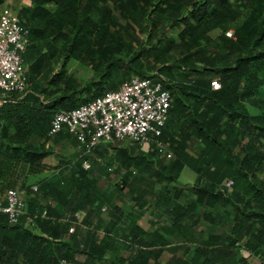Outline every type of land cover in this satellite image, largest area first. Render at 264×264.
Instances as JSON below:
<instances>
[{
	"label": "trees",
	"instance_id": "16d2710c",
	"mask_svg": "<svg viewBox=\"0 0 264 264\" xmlns=\"http://www.w3.org/2000/svg\"><path fill=\"white\" fill-rule=\"evenodd\" d=\"M18 13L29 31L23 53L29 90L22 100L0 106V199L11 188L24 190L29 213L47 207L49 217H36L32 226L26 215L11 223L0 214V264H109L108 253L118 254L123 240L131 253L110 264H162L172 237L203 241L204 231L195 223L204 218L212 226L219 203L232 208V241H243L264 257V0H31ZM53 58H59L60 68L45 73L41 87L37 77ZM71 58L87 62L96 75L79 82L67 73ZM154 72L164 75L171 92L169 116L157 138L169 145L172 156L159 158L155 144L144 152L137 144L110 151L115 143H102L91 156L81 157L85 146L68 130L48 136L55 112L117 89L115 83L107 90L102 86L116 73L127 80ZM215 80L221 83L218 89ZM67 139L82 153L34 189L31 176L51 168L45 159L54 153V144ZM131 148L137 153L131 154ZM86 158L90 168L83 166ZM104 158L116 163L115 171L127 169L123 183L136 191L133 199L141 211L150 202L133 183L130 168L146 170L138 179L151 186L161 184L153 206L165 202L169 220L147 231L135 217L122 226L127 222L123 208L90 175ZM186 169L196 175V198L183 205L177 200L184 190L166 185ZM116 191L122 194V186ZM43 198L56 205H41ZM107 204L117 222L104 219ZM68 212L72 218L83 214L84 235L78 229L70 232ZM100 228L105 230L101 236ZM175 264L191 261L177 258Z\"/></svg>",
	"mask_w": 264,
	"mask_h": 264
},
{
	"label": "built area",
	"instance_id": "2783aa9c",
	"mask_svg": "<svg viewBox=\"0 0 264 264\" xmlns=\"http://www.w3.org/2000/svg\"><path fill=\"white\" fill-rule=\"evenodd\" d=\"M227 34L232 36V30ZM28 44L29 31L22 25L18 11L0 8V106L22 100L29 90L28 65L23 59ZM165 80L159 72L146 77L132 75L117 89L74 109L55 112L48 136L54 138L68 130L85 146L81 157L91 156L102 143L121 141L148 151L153 139L161 135L172 104L171 92L164 87ZM212 84L215 89L221 87L217 80ZM83 166L90 168L91 161L86 158ZM232 183V180L227 182ZM0 214H5L11 223H18L26 215L27 225H34L38 216L49 217L47 207L41 213L30 214L22 193L14 188L0 199Z\"/></svg>",
	"mask_w": 264,
	"mask_h": 264
},
{
	"label": "rangeland",
	"instance_id": "374dc122",
	"mask_svg": "<svg viewBox=\"0 0 264 264\" xmlns=\"http://www.w3.org/2000/svg\"><path fill=\"white\" fill-rule=\"evenodd\" d=\"M25 1L26 2H24L22 6L31 4V0H25ZM15 2L16 0H9V2L6 3V5L9 8L16 10L17 5L13 4ZM50 61H51V64H48L47 62V64L43 66V69L40 72V75H38L37 77V81L40 83L41 87H43L47 81V79L45 78V73L49 72V76H50L60 68L61 61L59 60V58H53ZM67 73L69 75H72L75 79H77L79 82L83 84L90 81L96 75L93 68L87 62H82V61L76 60L75 58H71L69 60L67 64ZM112 80L114 82L113 81L112 82L111 81L102 82L103 88L107 90L110 88L109 85L113 83H115L118 88L121 85V83H123L125 78L122 75L116 73ZM252 111L259 112L257 108H253ZM72 144L73 143L69 141L68 139L63 140V142L60 144H57V145L54 144V153L49 155L45 160L46 163L49 166H51V168L46 169L42 173H38L34 176H31L30 183L33 185H36L38 184L40 180L51 178L54 174L57 173L58 175L59 172H62L63 170H65L66 168L65 161L68 159L74 160L77 158L79 154L82 153L81 149L75 148ZM128 144L129 142L127 141H121L120 143L116 142L115 144L111 146L110 151H112L115 146H119V145H122V146L127 145L128 147L133 146V149L138 146V145L135 146V145H131V144L128 145ZM153 144H155L156 147L158 148L157 156H159V158L166 159L169 155L172 156V152H171L172 150L170 149L169 145L160 139L158 140V138L153 139L148 151L152 150ZM195 147L196 146L192 148L191 150L192 152H195ZM133 149L131 148V150L129 149V151L131 152V154H136L137 152ZM143 151L148 152L147 150H143ZM115 165L116 163L111 164L107 158H104L102 161L100 160L98 162H95L94 167L90 170V175L94 178V180H96V182L98 183V187L102 189H106L107 192H110V194H113V197H114L113 202L116 203L119 207L123 208L124 210L123 213H124V216H126L125 219L127 220V222H125V220L121 221L122 226L125 225L126 223H129V221L133 217H135V220H136L135 224L145 229V231H147L148 229L151 230L152 228H157L163 225L166 221H168L170 216L168 215V213L163 212V209L166 207V203L161 202L160 207L158 208H155L153 206V203H156V198L154 194L158 193L159 190L163 189L162 185L158 184L155 187L151 186L148 181L138 179L140 178L141 175H143L144 177L147 175L146 170L139 171L137 167L130 168V170L132 171L134 175V177H132L131 179L136 178L134 179L133 183L136 182L135 184L137 188L147 192L146 198L150 202V206L146 205V207H144V209L141 211L139 208H137L136 204L134 203L133 196L137 195L136 191H131L129 189V186L123 183V176H125V172L127 169L125 167H122L120 171H115L114 169ZM156 167H157V164H156ZM60 169L62 170L60 171ZM229 180H232V179H228L226 181V185L231 187L233 183L232 185H228L227 182ZM195 181H196V175L192 173V171L186 169L183 172L182 176L179 177V179L176 182L169 183V185L167 184L166 186L172 190L183 189L184 193L180 194V198L177 201H179L183 205H186L188 202L196 198V192H194V188H193ZM117 186H122L123 195L120 194L118 191H116ZM163 186H165L164 183H163ZM137 191L139 190L137 189ZM21 193H22V196L25 202H27L26 198L28 197V194L24 190H22ZM50 199L52 198H49V199L43 198L42 200H40V204L46 205V206L47 205L55 206L56 201L52 199L51 200L52 202L50 203L49 202ZM106 206H107V210L103 211L104 219L106 220V222L108 220H113L117 222L119 219L117 220V218L112 216L111 214V212L113 211L112 206H110L109 204H107ZM216 210L218 214L225 213V214H228L229 216L232 215V212H231L232 208H230V205L225 207V205H222L219 203L216 206ZM130 211H132V213ZM157 212L162 213V214L157 215ZM138 213H140V215H138ZM66 216L72 218L70 212H68ZM74 216L75 217L71 219L73 223L70 225V232H74L76 229H78V230H81L80 233L84 235L86 232V225L83 223L84 222L83 214L76 213V215ZM191 218L186 217L185 221L187 222L193 221L194 220L193 217ZM212 223H213L212 225H214V228H212L211 230L210 222L207 221V219L200 218L199 221L195 223V227L197 230L199 231L201 230V231H204V233H207V232L215 231V230L217 232H222L230 226V223L227 221V219L225 220L221 219V221H216ZM98 231H99L98 235L101 236L105 230L100 228ZM120 243H121L120 252L118 254H116L115 252L111 254L108 253L106 259L107 258L110 259L108 261L109 264L112 262H116L115 260H118L121 257L127 258L129 254L131 253L132 248L130 246L129 247L127 246V244H129L127 241L123 240ZM186 247H190V246H186ZM78 257L80 259L84 258V256L82 255H79ZM165 258H166V254L162 257V259L164 260Z\"/></svg>",
	"mask_w": 264,
	"mask_h": 264
},
{
	"label": "crops",
	"instance_id": "0c3cea01",
	"mask_svg": "<svg viewBox=\"0 0 264 264\" xmlns=\"http://www.w3.org/2000/svg\"><path fill=\"white\" fill-rule=\"evenodd\" d=\"M8 2L9 0H5L0 8L12 9L6 5ZM24 2L26 1L16 0L13 3L17 5L15 11H19ZM221 219H227L230 226H227L228 228L222 232L215 230L203 233V241L199 238L190 242V244H186L172 237L171 243L167 247L169 250L164 251L162 255L163 257L166 254V258L164 260L161 259L162 264H175V259L177 258L189 259L191 264H262L264 262L262 254L254 253L251 249L245 247L243 241L237 243L232 241L234 239V233L231 231V224L234 221L233 215L218 214L214 216L213 221H221ZM212 228H214V225L210 226L211 230ZM211 237L214 239L219 237V240L217 238V240L212 241Z\"/></svg>",
	"mask_w": 264,
	"mask_h": 264
}]
</instances>
